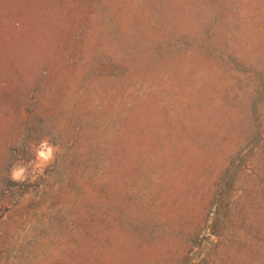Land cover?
Returning <instances> with one entry per match:
<instances>
[{
    "label": "rangeland",
    "instance_id": "1",
    "mask_svg": "<svg viewBox=\"0 0 264 264\" xmlns=\"http://www.w3.org/2000/svg\"><path fill=\"white\" fill-rule=\"evenodd\" d=\"M0 264H264V0H0Z\"/></svg>",
    "mask_w": 264,
    "mask_h": 264
},
{
    "label": "clouds",
    "instance_id": "2",
    "mask_svg": "<svg viewBox=\"0 0 264 264\" xmlns=\"http://www.w3.org/2000/svg\"><path fill=\"white\" fill-rule=\"evenodd\" d=\"M58 151V147H53L47 139L42 140L39 147L35 149V169H39L42 173L43 169L54 160V154ZM10 178L13 181L23 182L27 179L26 168L15 166L11 171Z\"/></svg>",
    "mask_w": 264,
    "mask_h": 264
}]
</instances>
